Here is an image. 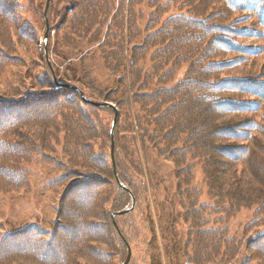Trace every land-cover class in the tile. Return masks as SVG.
<instances>
[{"label":"trees","instance_id":"1","mask_svg":"<svg viewBox=\"0 0 264 264\" xmlns=\"http://www.w3.org/2000/svg\"><path fill=\"white\" fill-rule=\"evenodd\" d=\"M130 1L133 7L129 20L125 17L127 0H68L69 5L59 4L56 12L52 2L48 13L50 39L69 24L70 32L65 34L69 47L78 51L84 43L99 45L108 66L125 68L119 70L118 76L123 75L119 90L104 95L105 91L99 87L96 91L90 88V95L108 102L111 99L120 111L115 128V167L122 185L129 190L116 178L111 131L109 155L103 150L95 152L96 145L92 137L89 138V130H92L89 121L76 116L69 104L77 103L79 98L87 106L101 101L86 97L78 76L64 74L70 81H78L72 84L56 70L53 72L49 65V60L52 64L51 41L49 57L46 51L43 54L46 63L43 73L37 70L41 67L37 66L40 60L34 59V65L28 67V61L17 57L20 61L16 63L27 67L30 74L15 86L18 94L25 96L18 100L0 99L3 109L0 124L7 118L14 127L7 133L0 132V151L3 146L7 153H22L20 160H13V153L9 156L13 165L19 167L26 162L32 164L34 155L57 164L63 177L57 181L56 190L62 188L65 192L58 211L63 222L51 239L35 225L4 238L0 242V264H93L97 258L109 257L108 248L121 247L124 252L128 251V243L134 242L133 233L129 235L127 230L131 225L128 218L143 202H148L149 188L140 148L145 154L154 152L176 164L181 197L185 198L184 217L191 236L186 253L190 263L264 264V59L260 61L264 57V0ZM0 2V12L5 13L9 3ZM175 4L178 12H172ZM140 5L146 6L142 19L149 17L147 12L150 15L145 30L138 25L136 7ZM17 6L19 3L14 9ZM4 19L6 21V17H1L0 21ZM126 19L129 21L127 36ZM2 27L0 25V64L6 67L12 56L9 42L4 39L6 30ZM139 40L142 43H136ZM147 62L151 64V72ZM253 66L261 71L252 69ZM184 67H187L186 76L178 80ZM32 74L35 77L30 76ZM126 78L131 79L130 87ZM39 83L44 85L41 92H27ZM82 95L90 103L87 104ZM36 106H44V109L22 115L18 121L10 120L13 114ZM130 107L134 109V119ZM76 109L84 112L80 103ZM100 109L112 110L115 118L112 108L102 106ZM72 113L75 116H70ZM56 115L63 118L65 131H70L64 138V149L70 159L67 164L60 162L56 155L50 131L46 133L38 126L44 121L53 124ZM20 126H31L24 128L30 133L23 135L20 131L17 135L16 129ZM43 134L46 136L42 137ZM90 150L94 155L88 156ZM80 151L82 162L73 154ZM3 157L7 156L0 154V158ZM9 157L3 160H10ZM3 160L0 184L7 188L3 192L21 194L24 188L30 187L31 174L5 176L4 171L10 165ZM90 160L92 164L97 161L99 167L89 166ZM75 161L78 164L71 166ZM196 162L202 164L206 174L209 204H203V192L193 183ZM145 163L150 164L147 160ZM93 168L98 171L85 173ZM108 187L114 189H109L110 197L106 194ZM96 188H99L97 193ZM100 191L103 195L99 202ZM132 195L137 202L135 210L127 216H117L120 230L113 228L107 207L123 211L128 202L132 203ZM70 197L73 198L69 201ZM72 200L77 202L73 210L67 207ZM244 209H254L253 220L245 228L247 236L242 240L232 238L228 225ZM72 218L78 220L73 227L68 224ZM41 249H46L42 252L44 256L39 253ZM61 255L64 257L60 261Z\"/></svg>","mask_w":264,"mask_h":264},{"label":"rangeland","instance_id":"2","mask_svg":"<svg viewBox=\"0 0 264 264\" xmlns=\"http://www.w3.org/2000/svg\"><path fill=\"white\" fill-rule=\"evenodd\" d=\"M7 1L9 6L11 4H15L16 2H19V6H17L16 9L5 6V13L0 12V19L1 17H6V21L5 19L2 20V22H4L3 24L0 21V25H3L2 29L6 30L7 34L6 36L4 34V39L6 38V41L9 42L11 48L10 55L12 56L10 65L6 64V67H4L0 64V99L8 98L18 100L19 98L25 96V94H18V90L15 89V86H17L18 83H21L24 77L29 76L30 73L28 72L27 67H23L19 65V63H16L17 61H20L16 60V58L19 57L22 58L21 60L25 59L28 61V67L29 65H34V59L40 60L37 65L41 66L40 69H37L39 73H43V67H45L43 65L46 64L43 54L45 51H49V49L46 46V43H44L43 38L46 34L45 31L47 20H45L44 16L46 12L45 8L47 0ZM62 1L63 0L53 1V4H55V12L57 11L59 4L62 5V7H67L69 5L68 0H66L65 3H62ZM128 4L126 5L127 8L125 11V17L130 16V8L132 9L133 7L131 1H129ZM144 4L146 5V1ZM145 5L136 7L138 25L139 28L143 30H145L144 26L150 19L149 12L146 13L149 16L146 20H143L141 17L142 11L146 10ZM7 10L11 11L8 12ZM175 11H179L177 4H175V8L172 12ZM76 12L79 13V9ZM185 12H187V10H185ZM128 20H125L126 36L129 30ZM61 21H63V17ZM25 27H28L27 31L25 30ZM67 32H70L69 24H67L62 29V31H56L53 37L50 39L52 43L50 54L52 64L55 66V70L61 75V77H63L65 81L70 80L65 77L64 74L78 76L81 80L80 82H70L72 84L78 82L82 87H84L87 98L91 97V99L98 102H108L103 98L98 99L92 97L90 95V91L91 89L96 91L99 87L101 90L105 91L104 95H108L114 90H119V83L123 78V75L118 76L120 75L119 70H125V68H114L108 66L107 62L103 58L99 45L96 46L84 43L80 45L78 51L75 49L73 50V47H69V42L65 39V34ZM23 37L28 38V40L23 39ZM136 43L139 44L142 43V41L139 40ZM142 54L143 53L140 55ZM263 59L264 57L260 61ZM126 66L127 69H129L128 65ZM146 66L151 72L152 67L150 62H147ZM252 69L261 71L258 66H253ZM186 70L187 67H184V69L180 71L178 80L186 76ZM127 74H129V72H127ZM30 76L35 77L34 74ZM10 80H14L15 83L11 82ZM130 80L131 79L127 80V86H129ZM43 88L44 85L39 83L36 88H30V90L27 92H41ZM79 103L84 112L76 109ZM110 103L116 106V104H114L111 99ZM69 104L74 109L76 116H78L80 119L84 118L85 120L89 121V125L92 129L89 130V138L91 136L92 142L96 145L94 147V151L100 153L103 150L108 156L111 147L110 131L112 130V125L114 122L113 111H102L100 108L97 109L93 106H87L80 98L78 99L77 103L71 102ZM41 109L43 110L44 106H36L26 112L22 111L15 113L10 118V120H12V122L18 121L22 115L35 113L34 111H42ZM125 109V113L129 115V109L127 107H125ZM130 109L133 117L134 109H132V107H130ZM75 115L73 113L70 114L72 117ZM91 123L95 126V128ZM38 126H41L43 131L46 133L47 130L50 131L49 133L53 137L52 146H54L55 152H57L56 155L59 157L60 162L67 164V161L70 159L67 157L64 149V138L70 134V131L69 129H66L65 131L63 118L56 115L53 124L50 125L44 121L42 125L39 124ZM30 127L31 126H20L16 129L17 135L21 134L20 131L24 133L23 135L29 134L30 131L25 129ZM13 128L14 127L9 123L7 118H5L0 124V132L2 134L7 133V130L11 131ZM44 128L46 130H44ZM12 133H15V131H12ZM41 136L43 137L46 135L43 134ZM78 136L79 133H77L76 138H78ZM24 137L25 139L27 138L26 136ZM29 137L32 138V136H28V138ZM20 141H22V139H20ZM46 142L49 143L51 140H46ZM15 153L19 152L17 151L7 153L5 148L1 146L0 154H4L7 157L12 154L13 160H20L23 154ZM81 153L82 152L80 151L79 153L74 152L73 154L76 157L78 156L79 158L77 159H81L82 162ZM91 154L94 155V153L90 150L88 156ZM139 154H141L142 166L144 167L145 171L144 176L147 177L149 188L147 198L148 202H143L138 211L128 218L131 225L127 230L129 231V235L130 233H133L131 235L134 240V242L131 243L133 254L130 264H193L189 262V258L186 256L189 246L188 243L191 236H189V227L187 226V222L185 221L184 217L185 210L183 209V206L185 198L181 197V188L179 187L178 176L176 175V164L172 160H166L154 152H147L145 154L141 148ZM7 157L0 158V165H3L2 160ZM33 158L32 164L26 162L22 164L21 167L13 165V160H11V158L10 160H3L4 164L8 163V166L10 165V168L4 171L5 176H20L22 173L29 172L30 174L32 173V177H30V187L24 188L21 194L19 191L14 193L11 192L12 194L3 192L6 191L7 188L6 186L0 184V232H2L0 233V238H2V235L7 236L15 231L23 230L32 224L38 225L46 232L49 231L50 234H54L56 228L59 227V223L63 222L60 214H57V212L59 211V204H61L60 200L62 199V196L65 192L62 191V188H58L56 190L55 186V182L60 179L63 174L57 168V164L44 163L41 156L34 155ZM145 160L150 162L148 166L146 165ZM91 161L92 160L88 162L89 166L99 167L97 161L94 162L96 164H92ZM196 163L197 167L193 170V174L195 175L193 183L203 192V204H209L211 199L208 194V186L205 183L206 174L204 175L202 164L198 162ZM77 164L78 161H75L74 164L71 162V166H76ZM97 171V169L93 168L89 171H85V173L91 174ZM1 175L2 173H0V177ZM106 177L110 180H114L108 175ZM113 186L114 184L111 185V187ZM98 189L99 188H96V193L98 192ZM109 189L112 191H114V189L108 187L106 190L107 196L110 197L112 192ZM102 195L103 193L100 191L98 197L99 202L102 198ZM83 197H86L85 193H83ZM72 198L73 197H70L69 201ZM130 205L131 204L128 202L126 208H124L123 211L130 207ZM76 206V200H72L71 203L69 202L67 205V207L71 210L75 209ZM107 212L109 213V217H111L109 218V222L113 225V228H117L116 223L117 221L119 222V218L116 216L114 219V215L120 211H114L113 208L108 206ZM253 214L254 209L244 210L236 218H234L228 225L230 237L242 240L244 236H247V230L245 228L252 222ZM115 221L116 223H114ZM77 222V218H72L69 220L68 224L73 227ZM122 226L124 227L125 225ZM211 227L215 228V224H212ZM75 229L76 228H74L73 231H75ZM118 229L120 230L119 224ZM83 231L85 233L88 232V230L85 228ZM95 233L98 235V232ZM60 236H62V234H60ZM99 236L100 235L97 237L100 239ZM48 237L50 236L48 235ZM45 250L46 249H41L39 253L42 254V252ZM108 253V258H97L98 260L93 262V264H125L127 261L128 251L124 252V249L121 247L108 248ZM118 253H120L119 256ZM29 254L30 253H28V255ZM42 255L44 256V254ZM62 257H64V255H61L59 260ZM49 260L50 257L48 261ZM47 264H50V262ZM252 264L257 263L255 262Z\"/></svg>","mask_w":264,"mask_h":264},{"label":"water","instance_id":"3","mask_svg":"<svg viewBox=\"0 0 264 264\" xmlns=\"http://www.w3.org/2000/svg\"><path fill=\"white\" fill-rule=\"evenodd\" d=\"M50 2H51V0H49L48 1V4H47V11H49V5H50ZM48 38H49V33H47V35L45 36V40L47 41L48 40ZM115 122H114V125H113V128H112V133L114 132V128H115V126H116V124L118 123V121H117V118L114 120ZM113 152H114V148H115V144H114V133H113ZM135 207V202H134V205H133V207L132 208H134ZM129 211H131V210H127V211H125V212H121V213H119V214H121V215H126ZM129 247V246H128ZM131 256H132V249H131V247H129V254H128V260H127V263L126 264H129V262H130V260H131Z\"/></svg>","mask_w":264,"mask_h":264},{"label":"bare ground","instance_id":"4","mask_svg":"<svg viewBox=\"0 0 264 264\" xmlns=\"http://www.w3.org/2000/svg\"><path fill=\"white\" fill-rule=\"evenodd\" d=\"M0 110H3L2 108H0Z\"/></svg>","mask_w":264,"mask_h":264}]
</instances>
